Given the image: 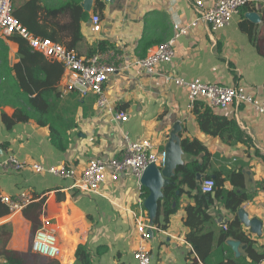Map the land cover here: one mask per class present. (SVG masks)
<instances>
[{
  "label": "crops",
  "instance_id": "obj_1",
  "mask_svg": "<svg viewBox=\"0 0 264 264\" xmlns=\"http://www.w3.org/2000/svg\"><path fill=\"white\" fill-rule=\"evenodd\" d=\"M16 1L15 7L21 8L30 0ZM103 4L104 10L95 12L94 1L88 12L101 16V32L92 33L90 22H83V41L77 52L88 57L101 41L113 47L108 51L117 55L119 70L104 86L107 108L98 107L94 93L62 95L61 88L67 82L65 71L59 84L51 85L50 90L43 86L46 77L41 72L34 83L25 67L17 68L22 62L18 44L9 37L1 38L9 46V52L6 59L0 60V164L6 165L14 157L27 164L73 167L81 173L89 160L121 157L128 141L141 139H149L157 152L167 150L174 139L181 150V164H188L195 159L201 162L202 154L196 158L183 152L181 142L199 141L211 156V174L242 169L251 199L236 214L221 201L215 202L207 209L209 222L201 223L202 220L197 225V217L187 212L188 207L197 205L196 192L185 186L177 213L170 217L168 229L161 230L145 207L150 191L146 188L145 197L140 179L131 173L122 175L116 182L107 181L98 194H89L72 188V180L37 173L31 168L16 170L0 166V201L4 196L23 193L34 199L25 209L30 211L29 216L25 210L0 216V227L7 225L11 229L6 249L28 253L35 235L33 226L38 223V229L45 228L57 236L61 255L49 259L60 264H75L79 245H87L93 264H136L133 251L140 236L135 225L137 219H142L153 231L147 243L152 264H196L191 239L210 231L215 241L209 248L212 255L208 261L218 264L229 262L227 258L232 253L237 259L245 256V246L236 240L226 242L232 253L218 245L221 231L239 218L246 235L257 243L256 250L264 253V187L261 185L264 183V116L243 104L226 111L217 110L216 113L235 119L252 140L250 147L227 146L218 137L201 130L193 108L189 107L187 89L174 83L177 78H183L224 86L243 85L264 101V0H250L230 25L220 31L199 25L176 43L173 62L161 64L154 73L136 64L142 58L141 40L156 38L164 32V42L171 39L175 23H188L195 18L191 1L103 0ZM251 13L257 15V21L247 17ZM60 21L63 25L66 19ZM157 46L149 49L146 56ZM46 61L61 64L45 57L40 65H47ZM49 76L55 78V74ZM52 88H57L59 94L55 96ZM118 114H127L128 121L114 118ZM162 182L161 198L170 178ZM225 187L233 189L228 181ZM38 204L42 208L36 211ZM241 214L247 221L243 222ZM254 221L259 222L257 228L251 225ZM0 264H5L3 258Z\"/></svg>",
  "mask_w": 264,
  "mask_h": 264
},
{
  "label": "built area",
  "instance_id": "obj_2",
  "mask_svg": "<svg viewBox=\"0 0 264 264\" xmlns=\"http://www.w3.org/2000/svg\"><path fill=\"white\" fill-rule=\"evenodd\" d=\"M193 6L195 18L188 23H175L173 26V37L158 45L154 52L145 58L138 59L136 64L148 73H154L161 64H170L176 57L175 45L180 38L186 37L194 32L199 25L205 24L211 31H220L230 25L235 16L239 15L250 0H190ZM13 0H0V38L20 36L26 40L33 51L38 52L48 59L58 61L62 64L67 74V82L61 88L62 95L79 93L85 96L88 93L97 95V104L100 108H107L108 102L103 95L105 83L110 76L114 75L119 67L116 64L117 55L113 51L99 52L92 57H83L75 50H69L65 46L47 38L37 37L32 34L14 16ZM92 33H100L102 30V19L97 13H90L88 20ZM177 86L188 91L190 108L196 102H202L215 111H226L234 105H248L254 111L264 116V101L255 97L247 87L224 86L217 83H207L201 79L187 81L183 78L174 80ZM114 118L122 122L128 121L127 114H118ZM167 162V152H157L149 139L139 141H128L125 151L121 157L105 161L100 158L88 161L85 169L79 173L77 169L66 166L45 167L42 164H27L17 158H10L2 167L23 170L33 169L37 173H49L61 179L73 181L72 188L82 193L98 194L107 181H118L122 175L131 173L141 179L146 169L155 164L164 168ZM203 194H214V179H203L200 184ZM33 198L27 193L16 197L4 196L1 202L6 204L11 212L25 209L33 202ZM49 223H46V226ZM136 231L139 238L138 247L133 251L136 264H152L151 252L147 246L151 235L147 226L141 219L136 221ZM32 251L35 254L57 259L61 255L60 243L57 236L45 228L39 229L32 241Z\"/></svg>",
  "mask_w": 264,
  "mask_h": 264
},
{
  "label": "trees",
  "instance_id": "obj_3",
  "mask_svg": "<svg viewBox=\"0 0 264 264\" xmlns=\"http://www.w3.org/2000/svg\"><path fill=\"white\" fill-rule=\"evenodd\" d=\"M83 1L84 0H30L21 8L16 7L14 16L35 36L50 39L65 46L69 50L77 51L79 44L83 41L82 23L87 21L89 16L88 12L82 7ZM94 1L95 12H102L104 10L103 0ZM246 7L247 6H245L243 10ZM63 18L66 19V22H63L64 24L62 25L60 19ZM164 34L165 32L160 36L158 35L156 38H143L139 48L140 57H145L149 49L155 45L162 44L165 41ZM9 40L19 46L18 54L19 57L22 58V62L21 66L19 65L17 68L25 67V71L32 78L34 83L36 81V75L41 72L45 74L46 77V79L43 80V86H47L48 90H50L49 88L51 85L57 86L59 84L64 72V68L61 64L46 61L47 65H40L41 60H45V56L33 51L26 40L16 35L9 37ZM110 49H113V47L106 41H101L96 48L90 51L88 57H92L99 52H107ZM8 52L9 46L5 43L4 39L0 38L1 61L6 59ZM49 73L55 74V78L50 77ZM56 89L57 88H52V92L55 96L59 94ZM193 114L197 117L201 130L205 134L218 137L223 144L231 147L237 144H244L249 147L252 145V140L240 128L235 119L216 113L214 109L202 102L195 103ZM181 146L183 152L196 158L202 154V161L200 162L198 159H195L188 164H180L175 168L173 176L170 178V184L163 189V197L158 201V210L154 222L159 229H168L170 217L177 213L179 209L178 201L180 196L184 193L183 188L185 186L188 187L191 192H196L197 205L195 207H188L187 212L189 215L193 214L197 217V225H199L202 220L203 222L201 223L206 224L209 222L210 216L207 213V209L215 202L221 201L227 210L236 214L242 205L251 199V196L246 192V180L242 169L230 171L227 174L222 171H215L211 174V156L199 141L183 140ZM198 175H202V179H214V194L202 193ZM227 181L233 186L232 190L226 189L225 184ZM261 185L264 187V183ZM143 189L146 191L145 197H147V189ZM205 205L206 208L203 209ZM7 207L3 206L0 201V216L9 213L10 210ZM41 208L42 205L38 204L35 210L37 211ZM24 213L26 216H29L30 211L25 210ZM38 228V223H34L33 234H36L39 230ZM10 237V227L7 225L1 226L0 258L5 260V264H60L58 261L51 260L52 258L49 259V257L35 254L32 248L28 253H18L7 250L6 246ZM230 239L236 240L245 246V256L243 258H235L230 248L226 246V242ZM214 241L215 237L212 231L199 236L197 235L195 238L191 239L197 256L196 264H198L199 261H201L202 264H210L208 259L212 255V251H209V248ZM218 245L221 249L232 253V255H229L227 258L229 262L221 261L218 264H261L264 260V253H260L256 250L257 243L246 235L239 218H235L234 221L229 223L225 229L221 231L218 238ZM75 257V264H93L87 245H79Z\"/></svg>",
  "mask_w": 264,
  "mask_h": 264
},
{
  "label": "water",
  "instance_id": "obj_4",
  "mask_svg": "<svg viewBox=\"0 0 264 264\" xmlns=\"http://www.w3.org/2000/svg\"><path fill=\"white\" fill-rule=\"evenodd\" d=\"M94 0H84L82 3V7L85 11L89 12L93 7ZM247 17L252 21H257L258 17L256 14L251 13L248 14ZM167 162L164 168H159L155 164L150 165L146 171L143 173L140 184L142 187L147 188L150 191L149 196L146 199L145 207L148 209L150 215L155 218L158 210V201L161 198L163 182L164 178H171L173 176L175 168L181 164L180 162V148L174 144V139L171 141L167 150ZM202 175H198V180L200 184L202 183ZM241 219L243 222L247 218L243 214H241ZM254 228L259 226L258 221H254L251 224ZM149 233L153 236V231H149ZM234 245V243H232Z\"/></svg>",
  "mask_w": 264,
  "mask_h": 264
},
{
  "label": "rangeland",
  "instance_id": "obj_5",
  "mask_svg": "<svg viewBox=\"0 0 264 264\" xmlns=\"http://www.w3.org/2000/svg\"><path fill=\"white\" fill-rule=\"evenodd\" d=\"M15 1H16V0H15ZM15 1H14V3H13V4H14V9L16 8V7H15V6H16ZM16 2H17V1H16ZM19 3H20V2H19ZM19 3H18V4H19ZM83 57H84V56H83ZM137 220H138V219H137ZM141 220H142V219H141ZM142 222L145 224V222H144L143 220H142ZM145 225H146V224H145ZM146 226H147V225H146ZM147 229H148V231H150V230L152 231V229H149L148 226H147ZM150 235H151V234H150ZM151 236H152V235H151Z\"/></svg>",
  "mask_w": 264,
  "mask_h": 264
}]
</instances>
